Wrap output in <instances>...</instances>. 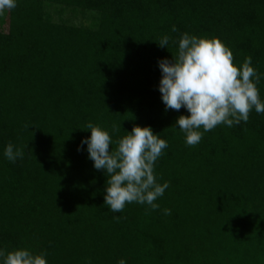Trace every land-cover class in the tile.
<instances>
[{"label": "trees", "instance_id": "1", "mask_svg": "<svg viewBox=\"0 0 264 264\" xmlns=\"http://www.w3.org/2000/svg\"><path fill=\"white\" fill-rule=\"evenodd\" d=\"M185 32L264 74V0H17L0 15V247L48 264H264V113L186 145L172 126L187 111H166L157 88V61ZM88 123L112 150L134 125L167 141L158 209H108L107 174L81 146ZM9 142L25 152L15 163Z\"/></svg>", "mask_w": 264, "mask_h": 264}, {"label": "clouds", "instance_id": "2", "mask_svg": "<svg viewBox=\"0 0 264 264\" xmlns=\"http://www.w3.org/2000/svg\"><path fill=\"white\" fill-rule=\"evenodd\" d=\"M16 6L17 0H0V15ZM171 31L178 29L173 25ZM169 40L164 35L157 44L167 48ZM176 45L177 52L171 60L157 61L161 72L157 88L166 111H179L182 107L187 111L188 115H180L172 126L185 134L186 145H197L204 132L220 124L232 127L246 123L253 109L257 114L264 113V101L257 88L264 74L252 66L250 56L238 67L233 63L232 51L218 38L187 32L181 34ZM86 129L90 136L82 138L81 146L86 145L94 169L107 174L103 200L108 209L119 213L126 203L132 202L158 209L155 201L164 195L169 183L157 182L154 165L168 147L167 141L154 134L150 126L134 125L112 150L108 131L92 123ZM24 154L23 149L14 150L11 142L5 146L4 156L12 163ZM165 214H170V210L165 209ZM46 256L44 251L15 248L6 252L0 247V264H48ZM117 264L127 261L121 258Z\"/></svg>", "mask_w": 264, "mask_h": 264}, {"label": "rangeland", "instance_id": "3", "mask_svg": "<svg viewBox=\"0 0 264 264\" xmlns=\"http://www.w3.org/2000/svg\"><path fill=\"white\" fill-rule=\"evenodd\" d=\"M75 22V21H74Z\"/></svg>", "mask_w": 264, "mask_h": 264}]
</instances>
